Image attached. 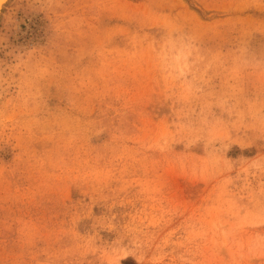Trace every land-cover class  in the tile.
I'll return each mask as SVG.
<instances>
[{"label": "rangeland", "instance_id": "obj_1", "mask_svg": "<svg viewBox=\"0 0 264 264\" xmlns=\"http://www.w3.org/2000/svg\"><path fill=\"white\" fill-rule=\"evenodd\" d=\"M0 264H264V0H0Z\"/></svg>", "mask_w": 264, "mask_h": 264}, {"label": "clouds", "instance_id": "obj_2", "mask_svg": "<svg viewBox=\"0 0 264 264\" xmlns=\"http://www.w3.org/2000/svg\"><path fill=\"white\" fill-rule=\"evenodd\" d=\"M174 53V55H170ZM164 61L162 67L166 72L174 74L177 78L185 77L191 70L189 57L183 47H175L161 50Z\"/></svg>", "mask_w": 264, "mask_h": 264}]
</instances>
